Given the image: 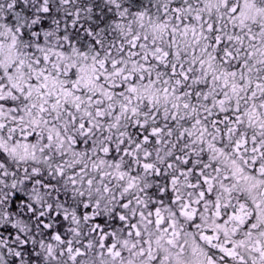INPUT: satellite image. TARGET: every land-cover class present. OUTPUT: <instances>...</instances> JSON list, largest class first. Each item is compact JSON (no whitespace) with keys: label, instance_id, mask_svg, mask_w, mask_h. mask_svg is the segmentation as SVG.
<instances>
[{"label":"trees","instance_id":"16d2710c","mask_svg":"<svg viewBox=\"0 0 264 264\" xmlns=\"http://www.w3.org/2000/svg\"><path fill=\"white\" fill-rule=\"evenodd\" d=\"M208 1L0 0V38L24 57L0 79V106L12 111L10 143L30 150L0 158L10 199L0 242L15 217L27 228L12 230L0 264H94L95 249L107 256L120 236L106 226L116 215L102 209L103 191L124 202L118 190L134 180L137 202L155 206L156 194L165 206L182 184L199 200L205 182H230L218 152L264 182V0Z\"/></svg>","mask_w":264,"mask_h":264},{"label":"rangeland","instance_id":"374dc122","mask_svg":"<svg viewBox=\"0 0 264 264\" xmlns=\"http://www.w3.org/2000/svg\"><path fill=\"white\" fill-rule=\"evenodd\" d=\"M226 2L227 0H209L207 5L210 10L214 6L221 9L220 7L224 8ZM178 6V4H175V8H178ZM243 17L249 18L253 22V20H256L257 15L253 12H247V14L244 12ZM14 41L0 38V79L7 68L11 66L12 61L18 60V56L20 57L19 52L15 50L18 47ZM21 58L24 57L19 59L23 63L24 61ZM23 75L25 74L22 71ZM52 82L53 79L50 78L48 84ZM48 84H45L47 85L46 89L51 90V86H48ZM52 84H55V82ZM98 86H102V90L104 89L102 84H97ZM106 92L111 93V90L108 89ZM259 121V118L256 117L253 123L257 124ZM10 122L14 123L12 111L8 107L0 106V158L11 155V158L14 157L17 160L18 157H26L23 152L28 153L30 150L24 151V148L18 142L10 143L12 138L8 131ZM32 123L39 125L41 121L34 117ZM257 125L260 130H264V123ZM22 134L19 133L18 137L22 138ZM202 137L199 133L196 141H203ZM208 158L213 157L208 156ZM213 159L221 165L224 180H230V182H205L206 189L201 194L199 193V200L196 201L186 200L185 193L182 191L185 186L182 184L178 185L180 189L178 193L175 192V198L165 206H162L164 204L163 199L158 200L157 198L160 195L156 197V194H152L151 198L153 201L155 200L153 202L155 206L137 202L136 199L140 196L141 189L134 180L124 183L125 187L118 190L119 194L129 197L131 200L120 202L115 198L118 194L103 191L105 202L102 204V209L105 212L108 209L110 213L115 211L116 215L114 216L115 219L107 220L106 226L117 230L120 236H112L109 240V249H106L107 256H104L102 251L95 249L92 254L94 258L90 259V262L94 264H160L162 258H166L171 264H216L214 259L207 256L206 249L202 244L204 242L202 239L205 237L203 234L206 232L209 235L215 234L220 244L224 242V245L230 246L234 251V257H237L236 255L241 256L238 249L248 248L245 254L246 258H244L245 262L236 264H264V182L260 179L259 173L247 170L228 153L218 152ZM208 161L211 162L212 160L209 159ZM1 175L3 176L4 172H1ZM159 191L160 193L164 192ZM146 195V199L141 200H147L150 197V193ZM210 196H213V198H210ZM214 196L218 198H214ZM7 197L6 192L0 190L1 207H6L10 200ZM135 202L141 206H135ZM131 203L133 204L132 213L126 211L127 206ZM111 205L117 207H111ZM4 213L8 216L7 209H4ZM121 216L126 217L121 219ZM159 224H162V226L159 227ZM8 225L10 231L5 227V236L0 242V246L5 248L7 243L9 245L13 242L17 243L14 239L19 233L18 228L27 232L24 220H21V217H15L12 224ZM163 227H167L172 233H176V236L185 240V243L180 238L173 239V236L169 238L168 235H162L163 238L160 239L162 243H160L159 238L156 237V231L161 230L160 228ZM126 229L131 232L126 233ZM12 230L15 233L14 239ZM144 231L150 234L145 235ZM177 231L180 232V235H177L179 233ZM46 232L51 234L50 227L47 228ZM133 236L138 238L134 239ZM244 236H251L252 242L250 239L248 242ZM87 240L90 241V238H87ZM166 242H174L175 249L172 245L168 249ZM88 246L94 248V241L91 240ZM148 246H151L150 251ZM34 248L35 250H41L43 255L46 251L50 253V257L53 258L52 263L57 261L49 240L36 237ZM97 249L99 248L97 247ZM52 258L49 260H52ZM151 258L155 260L153 263ZM148 259L150 263H148ZM238 260L240 261V259ZM59 263L65 262L59 260Z\"/></svg>","mask_w":264,"mask_h":264},{"label":"flooded vegetation","instance_id":"af4514ba","mask_svg":"<svg viewBox=\"0 0 264 264\" xmlns=\"http://www.w3.org/2000/svg\"><path fill=\"white\" fill-rule=\"evenodd\" d=\"M162 224H159V227H161ZM161 230L156 231V237L157 239L160 241V243H162V241L160 240L162 237V235H168V237L170 238V236H173V239L176 238H180L179 236H176V233H172L170 230H168L167 227H163L160 228ZM145 232V231H144ZM179 232V231H177ZM204 233V232H202ZM201 233V234H202ZM145 235L150 234L149 232H145ZM177 235H180V232L177 233ZM205 237L204 242L202 243L204 245V248L206 249V254L207 256H210L211 259H214V262L216 264H236L238 262L242 263L245 262V254L248 251V248H240L238 249L239 254L241 255L240 257L238 255H236L237 257H234V251L232 250V248L230 246L224 245V242L220 244V242L218 241V237L215 234H207L206 232L203 234ZM134 237V236H133ZM246 237L245 239L249 242V237L248 236H244ZM138 238V237H136ZM134 237V239H136ZM181 239V238H180ZM181 241L183 243H185V240ZM168 249H170L173 245L174 242H166ZM172 245V246H171ZM221 245V246H220ZM173 248L175 249V247L173 246ZM149 251L151 250V246H148ZM235 250V249H234ZM148 251V250H147ZM156 251H158L156 249ZM236 254V251H235ZM240 259V261L238 260ZM155 260L153 258H151V262L153 263ZM148 263H150V260L148 259ZM171 264L169 262V260L167 261L166 258H162V260L160 261V264Z\"/></svg>","mask_w":264,"mask_h":264}]
</instances>
